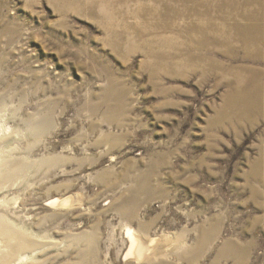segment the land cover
<instances>
[{
	"label": "rangeland",
	"instance_id": "1",
	"mask_svg": "<svg viewBox=\"0 0 264 264\" xmlns=\"http://www.w3.org/2000/svg\"><path fill=\"white\" fill-rule=\"evenodd\" d=\"M263 7L0 0V264H264V114L227 106L264 49L221 39Z\"/></svg>",
	"mask_w": 264,
	"mask_h": 264
},
{
	"label": "bare ground",
	"instance_id": "2",
	"mask_svg": "<svg viewBox=\"0 0 264 264\" xmlns=\"http://www.w3.org/2000/svg\"><path fill=\"white\" fill-rule=\"evenodd\" d=\"M241 19H243L246 22V24L241 25V24L236 23L235 26L233 27V31L235 33L233 37L224 35L221 37V39H223L224 41L223 43L227 45L233 39H234L233 41L236 40L242 45L243 54L245 58L261 60L262 59V49H264V28L262 29L261 26H259V24L251 23V20L255 21L254 15L250 13L248 14V12L247 14L243 13ZM196 29L199 32L198 35L201 36V38L197 41L194 39L196 41L195 47L205 48L206 43L208 41L213 43V41L208 40V37L205 34V32L201 31L199 28H196ZM218 42L219 41H216V43ZM227 51H228L227 53L230 55L233 53L231 49ZM256 73L259 76L252 78V79H244L241 77L237 78V81H236L237 87L235 86L234 92L227 100V106L235 108L236 111L238 110L237 113L240 118H246L248 115H252L254 113H259V112H262L264 114V109H263L264 107H262V110L259 107L262 102L261 98L264 99V94L262 95V93H264V83L260 81L262 79V74L259 72H256ZM15 233L14 234L8 233L7 227L0 228V234L4 235V239L8 247L10 245V248H11L9 249L10 254L17 253L19 250L24 248L23 245H26V246L28 245L26 244L25 240L17 237ZM125 235L127 236L126 238L128 239V242L130 244L129 250L126 256L127 257L133 256V255L138 256V257L142 256L141 254H143L142 252L145 251V247L142 243H138V239L135 236V233L128 227L126 228ZM13 241L15 242L12 243Z\"/></svg>",
	"mask_w": 264,
	"mask_h": 264
}]
</instances>
